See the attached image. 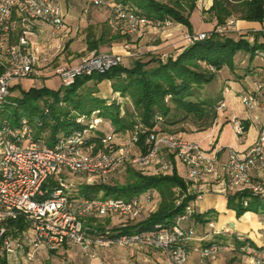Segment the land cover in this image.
Wrapping results in <instances>:
<instances>
[{"label":"built area","instance_id":"2783aa9c","mask_svg":"<svg viewBox=\"0 0 264 264\" xmlns=\"http://www.w3.org/2000/svg\"><path fill=\"white\" fill-rule=\"evenodd\" d=\"M102 6L107 0H87ZM212 0H196L201 10H208ZM235 18H229L224 24L214 26L209 32L183 33V40L192 43L205 40L212 33L229 34L237 31ZM259 29L264 43V20ZM110 23L113 28L128 35L140 32L142 27L167 29L174 25L172 20L147 19L135 13L133 9H111ZM47 26L51 33L58 32L64 26V14L59 0H0V108L11 94V88L21 80H35L41 65L49 62L48 55L38 45L40 28ZM128 57L138 56L139 50L129 43L123 44ZM264 72V49L254 51ZM163 59V58H162ZM122 64V56L113 53H91L72 65L53 67L52 75L62 86L73 84L82 74L104 73L112 66ZM225 92L228 90L225 89ZM118 97L115 93L113 97ZM238 98L245 111L253 113L250 122L256 129L253 144L239 151L230 145H215L204 148L202 141L180 137L169 132L151 133L144 137L142 152L137 145L140 127L118 142L114 134L105 132L99 141L85 140L89 131L96 129L103 121L95 113L88 119L83 130L59 134L52 144L35 137L34 127L28 118L22 117L16 126L6 120L0 127V257L8 264H33L44 255L64 244L79 245L85 254L92 246L110 247L113 245L128 247L133 244L160 250L168 264H185L188 256V243L193 238V227L182 226L194 212L192 203L185 206V212L176 216L171 226L156 225L153 229L109 236L100 234L88 237L84 224L86 219L123 217L138 221L146 210V203L153 197L152 191L129 199L120 197L77 198L71 195L69 179L60 174H83V183H106L116 174L130 167L139 170L155 169V173L169 174L173 161L185 168L183 178L189 184L188 192L195 199L208 189L224 195L249 191L252 196L264 197V78L254 79L250 85L242 88ZM227 108L220 101L216 112ZM85 120V116L77 119ZM229 123L239 140L246 134L245 120L232 114ZM213 126L207 137H213ZM225 159L221 160V153ZM57 183L49 190L44 188L53 176ZM192 190V191H191ZM195 199L193 201H195ZM247 205V200H243ZM23 218L27 229L16 237L8 234L7 223ZM207 225L214 235L232 236L239 245L240 252H247L254 264H264V213L261 214L260 242L246 244L248 238L238 234L228 224L217 227L213 221ZM232 248L227 243L210 242L193 248L203 260H216L223 252Z\"/></svg>","mask_w":264,"mask_h":264},{"label":"trees","instance_id":"16d2710c","mask_svg":"<svg viewBox=\"0 0 264 264\" xmlns=\"http://www.w3.org/2000/svg\"><path fill=\"white\" fill-rule=\"evenodd\" d=\"M113 3L110 14L115 6L133 9L143 18L170 19L192 33L189 17L196 8V0H113ZM206 12L215 19V26L224 24L231 17L261 23L264 20V0H212ZM109 25H104L97 36L93 33L88 37L89 51L98 53L103 44L129 41L130 35L113 28L110 20ZM228 35L230 33H212L208 39L180 46L164 59L160 56H151L147 60L133 57L128 67L118 64L104 73L82 74L75 78L73 84L60 85L56 89L33 86L24 90L15 85L19 94H10L0 108V127L5 120L16 126L22 117H26L32 122L35 137L52 144L59 134L67 135L87 128L89 117L95 113L102 119L101 124H110L109 132L114 135L128 136L135 126L140 127L137 145L142 152L146 151L143 139L151 133L169 132L182 137L186 132L184 124H190L198 131L206 130L214 124L216 106L223 98L220 94L217 98L211 95L203 98L201 91L204 86L211 83L224 66L233 69V57L237 52L245 51L252 59L256 49H264L262 42L250 45L244 33L237 39ZM103 80L110 81L111 89L118 93V97H96L97 85ZM80 116H85V120L79 122ZM105 132L98 126L89 131L85 140L99 141ZM171 161L173 168L169 174H145L137 168H128L129 180L124 184L82 183L71 190V195L77 198L129 199L146 191L158 194L156 209L137 222L129 220V224L104 230L103 224L94 223L97 218H87L84 227L88 237L100 234L117 237L153 229L156 225L171 226L176 216L183 214L185 206L195 199L194 194L187 191L189 184L178 173L173 159ZM55 183L57 180L52 177L44 188L49 190ZM226 197L228 208L235 210L237 216L247 211L264 213V197L252 196L247 190L228 193ZM243 200H247L246 206ZM191 217L200 220L201 214L193 212ZM102 219H105L104 224H109L108 217ZM27 225L23 218H18L8 222L6 228L11 237H16L27 229ZM0 264L8 263L0 257Z\"/></svg>","mask_w":264,"mask_h":264},{"label":"crops","instance_id":"0c3cea01","mask_svg":"<svg viewBox=\"0 0 264 264\" xmlns=\"http://www.w3.org/2000/svg\"><path fill=\"white\" fill-rule=\"evenodd\" d=\"M59 4L64 14V28L61 31L66 32L65 26L66 25L68 26V24L70 23H73L74 29H75V26H80V25L82 26V25H86L87 23H95V24L97 23V20H98L97 16H95L94 18H90L88 21H86V17H83L81 13H79L80 12V9H79L80 2L78 0H59ZM198 14L204 15L203 17H205L208 21H211L210 24L213 23L214 26L215 24H217L215 23V19L208 12H206V10L201 11L200 8L196 6V8L193 10V12H191V15L189 17V20L192 25V32L205 31L206 26H204L202 23L198 24L195 21V18L198 17L197 16ZM235 23H236L237 31L232 32L231 34L233 33L237 35L243 34V33L246 34L244 38L249 42L250 45L253 44V42L261 43L262 41L261 34H259L258 31L262 27V22L259 23V22H249L245 20H236ZM39 31H40L41 37L38 41V45L41 47L43 51L46 52L49 58V62L46 65L45 69L50 70L52 74L51 68L55 66H52V65L50 66L49 64L51 61V57H52L50 55L51 53L50 51L55 50V48H57L58 50L61 49L60 44H57L61 40L57 38H52L53 35H51V32H50L51 30L47 26H42ZM182 31L185 32L187 31V29L185 26L181 24H178V25L174 24L171 29L169 28L163 32L160 31L158 33H155L153 30L144 29L140 31L138 34L134 36H130L129 41H125V42L126 43L128 42L131 45V47L137 48L140 54H144L145 60H147L153 55L164 58L167 55L174 54L177 48H179L180 46L187 44V42H185L180 37V33ZM96 32L97 34L96 33L94 34H96L97 36L98 34H100V29L99 30L97 29ZM65 39L69 40L70 38L66 37ZM120 42L112 44L111 47L109 48L110 50L109 53L121 55L123 67L124 66L128 67L131 63L132 58L128 57L125 54L123 45ZM245 54H246V60H241V65H243V68H244L243 72L238 73L236 69L232 70V72H234L237 76L235 80L241 81V85H242L241 89L246 87L247 85H250L251 82L243 83L244 80L248 77V75L249 77L251 76V78H253L252 81L254 79L264 78V72H263L261 62L255 57H253L252 59H249L248 54L247 53ZM59 59L61 58L59 57ZM77 62L78 61H75L69 64L68 62L60 63L58 65H64V64L72 65ZM41 69L40 68L38 69L37 76L35 77V80H33L34 82H37L36 79L41 74L42 72ZM23 83H25L26 85H29L30 81L21 80L17 85L20 84L23 86ZM97 88H98V92L96 94V97L98 96L100 98L108 99V98L113 97L115 94L112 91L110 81L108 80L101 81L97 85ZM222 100L226 102L224 98ZM227 108H225L223 111H225ZM230 111L231 112L229 113V115L225 116L226 122H229L230 116L232 114H235L231 108H230ZM238 117L240 119L245 120V123L248 125L246 134H248L250 129L253 130V133L246 139H244V137L241 140H239V138H236V141H235L236 143L232 146L239 151H243L248 146L253 144V141L256 137L255 133L257 132L254 126L250 122V115L243 116V117L238 116ZM216 120L213 124V130H214L213 137L210 136V138H208L206 131H203L205 133L204 135H200V132H193L185 136L183 135L182 137L186 139H190V140H195V141L201 140L202 145L205 143L203 147L208 148V149L211 148L213 144L218 145L217 143L218 134L215 135L216 130L214 129L215 124L217 125ZM106 123L108 124L106 125V127H109V130H110L111 129L110 124L108 122ZM221 127H222V124L220 125L218 132L220 131ZM105 128H102V129L105 131ZM114 139L117 140L118 142L125 141L127 139V135L117 134V135H114ZM220 158L221 160L225 159L224 157L222 158L221 156ZM175 167L178 173L183 176L185 172L184 166L176 162ZM193 208H194V212H196L199 215L201 214V217H200V220L199 219L195 220L193 217H190L182 222L183 227H186V226L193 227V233H192L193 238L188 243V256H187V261H186L187 263L185 264H254L251 262V260L246 255H244L243 252L238 251L237 247L240 243L238 244L237 242H235L234 238L229 235H225V234H217V235L214 234L213 235L211 233L212 229L208 227L207 222L213 221L217 227L228 224L235 230L236 233L238 234L243 233L245 236H247L248 238L247 242H249L250 245L257 246L260 242V238H259L260 229H261V214L260 213H256L253 211H247L243 213L242 216L241 215L237 216L235 210L228 208L226 195L220 192H217L215 190H212V189L206 190L199 199H195L193 203ZM213 241L227 243L228 245H230L232 249L229 252H223L222 254H220V256H218L216 260H212V261L201 259L199 254L193 250V248L196 246L198 247L200 245H204L206 243H210ZM128 247L131 248L130 250H134L133 248H143L145 246L133 244ZM149 250L150 252L147 250L146 252L150 253V256L148 258H152L153 264H168V260L166 256L160 250H155V249L153 250L150 248Z\"/></svg>","mask_w":264,"mask_h":264},{"label":"rangeland","instance_id":"374dc122","mask_svg":"<svg viewBox=\"0 0 264 264\" xmlns=\"http://www.w3.org/2000/svg\"><path fill=\"white\" fill-rule=\"evenodd\" d=\"M78 1L80 2V5H79L80 12L79 13H81L83 17H86V21H88L90 18H94L95 16H97V19H98L97 23L96 24L87 23L86 25L75 26V29H74L73 23H70L68 24V26L67 25L65 26L66 32L61 31L64 28L63 26L62 29L60 30L61 32L58 31L59 33L58 32L51 33V35H53L52 38H57L61 40L59 41V43H57V44H60L61 49L58 50L57 48H55V50L50 51L51 52L50 55L52 56L51 61L49 63L50 66L51 65L56 66L60 63H67V62L68 64L75 62V61L79 62L81 57L84 58L90 55L91 53L95 52V51H89L88 49V42H87L88 37L92 36L93 33L97 34L96 30L100 29L101 31L104 25L110 26L109 25V20H110V15H111L110 7L113 6L114 4L113 0H107L106 3L102 6L94 5L87 0H78ZM160 1L164 2L167 0H160ZM201 11H204V10H201ZM186 12H187V8L184 9V14H186ZM202 14H198L197 15L198 17L195 18V21L198 24L202 23L204 26H206V28H205V31H199V32H209L213 30L214 24L213 23L210 24L211 21H208L205 17H203L204 15ZM172 26L169 28L171 29ZM144 29L153 30L155 33H158L160 31L163 32L167 30V29L159 30V29L146 26V27H142L140 31ZM182 32L180 33V37L183 39V33H185L186 31L183 33ZM134 35H131V36H134ZM228 36L235 38V39L238 38V35L234 33L233 34L230 33V35ZM66 37H69L70 39L69 40L67 39L68 40L67 41L65 39ZM117 42L119 43L120 41H117ZM117 42H111L110 44L107 43V44L101 45L98 49V53H109L110 51L109 48L111 47V45ZM124 42L125 40H121L120 43L123 45ZM137 55L138 56L136 57L144 58L145 56L144 54H140L139 52ZM153 56H156V55H153ZM59 57L61 59H59ZM130 58H133V57H130ZM241 60H246L245 51H239L233 57V69H236L238 73H242L244 69L243 65H241ZM45 67L46 66L41 65L40 69L42 68L41 69L42 72L37 77L36 79L37 82H34L33 80H29L30 81L29 85H26L25 83H23V86H22L19 84L20 88L22 89L23 87L24 90H28L29 88L33 86L35 87L46 86L52 89H56L57 87H59L61 85L59 79L57 77H54L51 74L50 70L45 69ZM233 69H230L228 66H224L223 68H221V70L216 74V77L213 79V81L205 85L204 89H202L201 91V96L203 98H207L209 95H211L213 98L215 97L217 98L218 94H220L221 98H224L226 100V104L228 108L225 111L218 112L219 114L217 113L218 114L217 120H216L217 125L215 124L214 126V129L216 130L215 135L218 134L217 143L218 145H222V146H225V145L233 146L236 143L235 141L237 137L231 127V124L225 121L226 120L225 116L229 115V113L231 112L230 108L238 116L243 117V116L250 115V117H252V114H253V113L245 111V109L243 108L242 104L239 101L238 93L241 90L242 85H241V81L235 80L237 76L234 72H232ZM252 79L253 78H251V76L249 77L248 75V77L244 80V82L243 80L242 82L243 83L252 82ZM225 89L228 90L227 93L224 91ZM11 94L14 96L18 95L19 89L17 87H14V89H11ZM221 124H222V127L220 131L218 132V129ZM106 125L108 124L104 122L103 124H100L99 126L101 128H105ZM183 126L186 129V132L182 133V136L183 135L185 136L193 132H200V135H204L205 133L203 131H206L208 134L213 124L206 130H201V131H198L194 126L190 124H184ZM108 130H109V127H106L105 131H108ZM252 133H253V130L250 129L248 134L244 136V139L248 138ZM203 145H205V143ZM225 156H226V153L222 152L221 157L225 158ZM130 168H134V167H130ZM142 172H144L145 174H154L155 169L150 168L148 170H143ZM60 175L61 177H66L67 179H69L70 183L72 184L71 190L76 189L77 186L82 184L83 181L85 180V176L83 174H69L68 172H63ZM57 177L58 176H55V175L53 176L54 179H56ZM128 180H129V174L125 170L121 173L116 174V176L110 179L107 183L124 184ZM152 192H153L152 200L146 203V210L144 214L142 215L141 219L145 218L148 214L154 211L158 205V201H159L158 194H156V192L154 191ZM193 203L194 201L192 202V205ZM108 219L110 221L109 224H104L105 219H102V218L101 219L97 218L94 223L103 224L104 230H111V228L113 227H119V226L130 223L129 220L123 217H118V216L108 217ZM246 244H248V242H246ZM130 249L131 248L129 247H121V246H116V245H113L110 247L92 246L90 249V253H94L95 256L90 257L85 254V252L79 245L64 244L56 248L55 250L49 252L48 254L44 255L43 258L39 259L33 264H153L152 258H148L150 256L149 248L143 247V248H133L134 250H130ZM146 250L149 252H146ZM243 253L249 258V254L247 252H243Z\"/></svg>","mask_w":264,"mask_h":264}]
</instances>
